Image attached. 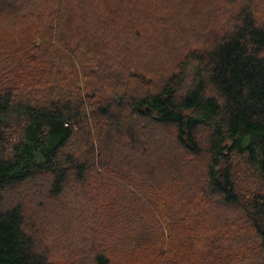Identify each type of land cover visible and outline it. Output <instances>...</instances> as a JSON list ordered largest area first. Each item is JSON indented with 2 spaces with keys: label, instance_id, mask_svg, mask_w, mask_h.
<instances>
[{
  "label": "trees",
  "instance_id": "1",
  "mask_svg": "<svg viewBox=\"0 0 264 264\" xmlns=\"http://www.w3.org/2000/svg\"><path fill=\"white\" fill-rule=\"evenodd\" d=\"M0 264H264V0H0Z\"/></svg>",
  "mask_w": 264,
  "mask_h": 264
}]
</instances>
